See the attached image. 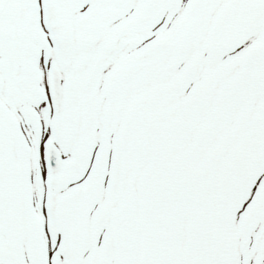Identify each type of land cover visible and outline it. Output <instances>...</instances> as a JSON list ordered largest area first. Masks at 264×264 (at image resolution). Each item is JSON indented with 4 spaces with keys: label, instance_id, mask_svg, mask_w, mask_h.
<instances>
[{
    "label": "snow or ice",
    "instance_id": "obj_1",
    "mask_svg": "<svg viewBox=\"0 0 264 264\" xmlns=\"http://www.w3.org/2000/svg\"><path fill=\"white\" fill-rule=\"evenodd\" d=\"M0 264H264V0H0Z\"/></svg>",
    "mask_w": 264,
    "mask_h": 264
}]
</instances>
